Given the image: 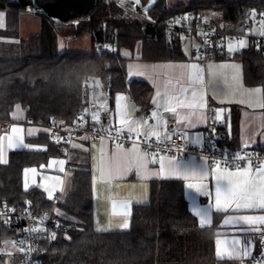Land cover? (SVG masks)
<instances>
[{"label": "trees", "instance_id": "trees-1", "mask_svg": "<svg viewBox=\"0 0 264 264\" xmlns=\"http://www.w3.org/2000/svg\"><path fill=\"white\" fill-rule=\"evenodd\" d=\"M29 1L36 7L53 0ZM147 1L139 0V6ZM9 5L26 9L20 3ZM187 12L206 16L217 29L243 32L246 22L264 15V0H188L174 5L155 0L145 11L148 21L126 15L112 0H102L88 16L73 22V36L88 33L95 45L93 34L99 25L104 32L111 30V48L101 52H96L95 46L89 52H58L59 29L69 23L37 13L39 56L0 57V122L9 121L14 107L20 106L25 110L26 123L45 127L55 119L59 126L69 127L82 109L95 104V87L109 99L115 92H126L145 110L150 88L127 79L126 62L183 60V44L178 42L182 35L169 34L164 26L169 19ZM148 24L153 25L151 38L142 31ZM213 57L239 61L243 83L264 86V45H247L229 54L221 47ZM29 142L46 149L10 151L7 163H0V206L53 212L69 226L66 234L41 242V264H241L216 258L214 240L220 215H215L210 226H200L187 208L182 184L176 181L161 182L152 188L147 204L133 207L128 230L95 232L88 156L70 150L66 153L51 143L47 133ZM52 157L67 160V192L49 199L37 188L24 189L23 170L38 167ZM17 237L18 230L0 219V264L6 258V243L15 242ZM12 264H23L20 252L12 255Z\"/></svg>", "mask_w": 264, "mask_h": 264}, {"label": "crops", "instance_id": "crops-1", "mask_svg": "<svg viewBox=\"0 0 264 264\" xmlns=\"http://www.w3.org/2000/svg\"><path fill=\"white\" fill-rule=\"evenodd\" d=\"M28 10L31 13H25ZM20 12L21 14H28V17L23 15L29 19H27L28 24L32 22L33 18L39 20L36 21V26L33 29V31L39 33L40 17L33 13L35 12L33 8L26 7L25 10ZM71 21L60 29L67 30L72 27L73 30H70V32L73 34L74 24ZM187 39H190L188 40L189 44L192 41L194 42L190 37ZM88 42L91 45L89 50L91 51L95 44L91 37L88 38ZM220 52L217 53L220 54ZM224 52L229 54L226 48H224ZM183 53L185 58L180 61H142L131 59L126 62L127 79L140 81L150 88L148 107L145 110H142L126 92H115L109 99L97 89H95L94 93L95 104L92 105L91 109L95 113L104 110L109 114V122L106 124L108 129L144 139L165 142L172 134L182 133L191 146L201 147L205 141L203 133L205 126L208 122H216L222 126L218 133V141L220 138L221 145L231 150H261L264 148V108L260 107V104L264 103V86L260 87L262 89L260 94L253 92L259 86H246L243 83L242 67L239 61L213 57L206 65L201 66L197 63L191 51L186 53L183 51ZM188 64H198L203 69L204 83L200 87L204 92L205 107L196 110L198 115L186 119L189 109L177 106L176 112L172 113L166 111L165 106L171 95H179L181 88H189L187 95L190 97L189 72L185 67ZM209 65L213 66L214 72L218 75H209ZM221 65H224V67H220ZM234 77L235 79H233ZM230 88L234 90V94L225 95V92ZM120 96L124 97V99L118 101L117 98ZM173 103L175 104V101ZM209 109L214 113L212 118L207 115ZM153 112L156 113L155 117L152 115ZM217 112L220 113L219 119H217ZM9 122L8 128L0 132V156L3 157L2 161H0L1 164L7 163L10 151H44L46 149L44 145L29 142V140L36 138L38 135L46 134V131L43 126L26 123L25 110L20 106L14 107L10 114ZM13 128L17 129V131L13 132ZM197 136L201 138V143L193 142ZM10 140L11 145L9 143ZM69 148L70 151L85 153L89 159L93 229L95 232L105 233L128 230L129 227L123 229L121 225L126 220L130 225L133 207L147 204L152 188L161 182L176 181L182 184L187 208L197 219L200 226H210L215 215H220L221 218L214 240L216 258H218L217 240L221 241L219 250L224 257L223 259L238 260L243 264L251 257H254L255 254L260 253L259 231L255 229H261L264 225H248L238 221L236 218L242 215H264V210L233 211L230 209L227 213L217 212L214 206L215 180L211 174V166H209L208 177L202 181L195 175L190 176L188 180L176 179L171 176L169 171L171 166L167 157H172L170 155L158 154L155 157L157 162L152 163L153 156L150 152H145L137 146L118 148L107 141L75 140L70 143ZM134 153L144 156L146 172L137 174L134 162L132 163L131 171H123L124 168L129 166V162L133 161ZM145 153L148 154L145 155ZM160 156L165 157L163 177L159 173ZM176 160L181 164L182 168H194L197 171L204 162V159L195 157ZM60 161H63V164ZM113 161V178H103V167ZM117 166L119 171L116 170ZM32 169L36 171L33 172L31 171ZM52 180L54 183H52ZM68 181L67 160L58 157L49 158L46 163L38 167L25 168L22 174V186L24 189L37 188L47 198H49V193H51V199L58 196L61 197L67 192ZM188 183H203L207 186L210 195L202 196L192 189H187L186 185ZM193 199L201 208L208 210L210 221L207 224L201 225L199 217H196L192 212ZM128 209H130V215H124L123 213ZM225 220H228L229 223L225 224ZM98 228L101 231H97ZM235 240H239L241 243L233 245ZM5 247L6 258L3 264H12V255L20 252V249L16 242H7ZM244 247L249 248L250 254L248 256H243Z\"/></svg>", "mask_w": 264, "mask_h": 264}, {"label": "built area", "instance_id": "built-area-1", "mask_svg": "<svg viewBox=\"0 0 264 264\" xmlns=\"http://www.w3.org/2000/svg\"><path fill=\"white\" fill-rule=\"evenodd\" d=\"M102 1V0H101ZM121 10L138 17L142 21H148V16L145 11L139 12L138 8L132 3H121L112 0ZM264 26V15L257 16L252 21H248L243 25L244 31H251V23ZM251 22V23H250ZM167 33H180L182 37L178 42L184 44L187 38H192L194 43L190 46V51L195 56L197 63L201 66L206 65L215 54V52L223 47L226 43L232 40H238L243 37L244 33L230 32L217 29L210 20L203 15L194 14L192 12L181 13L174 18L169 19L165 23ZM250 46L264 45V35L251 36L249 35ZM111 43L96 44L95 51L101 52L107 47L111 48ZM87 97L84 96L83 100ZM209 118H212L214 113L211 109L207 111ZM147 116V115H146ZM82 117V118H81ZM109 114L100 110L98 113L92 109H82L77 115L74 124L69 127L59 126L57 121L53 119L44 128L48 134V138L54 145L60 147L66 153L70 150V143L75 140L87 141H107L113 145H123V147L137 146L145 152H156L166 154L176 159L195 157L205 159L209 162V166L213 160H221L223 167V159L225 156L231 158L236 153H255L258 154L260 160H264V148L261 150L242 149L231 150L223 146L218 141V133L222 126L219 123L208 122L203 133L205 141L201 147L191 146L184 134H172L165 142H159L153 139H144L134 135H127L121 132L110 130L106 127L109 122ZM10 122H0V132L8 128ZM148 145H152L151 149ZM243 165L245 161H240ZM57 199H55V202ZM0 219L8 227L18 230V237L15 240L22 254L23 264L29 261L30 264H41L38 251L41 247V242L45 239L58 235L66 234L69 230L68 225H63L54 215L53 212H31L28 207H15L12 205L0 206ZM260 253L251 257L243 264H264V227L258 233ZM23 241V244L21 242Z\"/></svg>", "mask_w": 264, "mask_h": 264}, {"label": "snow or ice", "instance_id": "snow-or-ice-1", "mask_svg": "<svg viewBox=\"0 0 264 264\" xmlns=\"http://www.w3.org/2000/svg\"><path fill=\"white\" fill-rule=\"evenodd\" d=\"M138 3V0H137ZM0 16H3V13H0ZM261 35H264V31H262ZM246 42L244 40H239L238 45L239 48L245 47ZM228 52L233 53L237 51V48L229 45ZM188 69L189 76V85L191 87L190 97L187 95L189 92V88H181L179 90V95L173 94L169 97L168 103L165 106V110L175 113L177 106L189 109L188 116L186 119L191 116L198 115V109H202L205 107L204 100V92L200 87L204 83L203 69L198 64H188L185 66ZM220 67H224L221 65ZM208 71L210 76L218 75L214 72L213 66H208ZM235 79V77L233 78ZM254 93L260 94L262 89L257 87L253 90ZM234 94L233 89H229L225 92V95ZM124 97L120 96L117 98L118 101L123 100ZM175 101V104L173 103ZM155 103V101H154ZM260 107L264 108V103L260 104ZM153 117L156 116V113H152ZM82 118V117H81ZM220 118V113L217 112V119ZM131 130V129H130ZM13 132L17 131V129L13 128ZM194 143H201V138L197 136ZM11 145V140L9 141ZM162 143V141H161ZM118 148H122L123 145H117ZM153 146L148 145V148L151 149ZM148 153H145V155ZM159 154L158 151L152 152L153 156L152 163H156L157 160L155 157ZM3 157L0 156V161H2ZM223 159V167L221 164V160H213L211 163V174L213 179L215 180V209L217 212L227 213L230 209L233 211L240 210H264V160H260L258 154L255 153H236L233 154L231 158L225 156ZM164 156L159 157V173L163 177L165 172L164 166ZM168 163L171 166L169 171L172 177L176 179H184L188 180L190 176H198L202 181L204 178L209 175V162L207 157H205L204 162L200 165L199 170L189 169L187 167L181 166V164L175 159V157H167ZM240 161H245V164H241ZM134 162L135 167L137 169V174L141 172H146V161L143 155L134 153L133 161L129 162V166L124 168V172H128L132 170V163ZM63 164V161H60ZM119 171V167L116 168ZM31 171L35 172V169ZM114 174V161L106 164L102 169V177L105 179H112ZM187 189H192L196 193L202 196L210 195V192L207 189V186L203 183L193 184L188 183L186 185ZM52 198V194L49 193V199ZM192 212L196 217H199V222L201 225L207 224L210 221L209 212L205 208H201L196 201L192 200ZM127 207V206H126ZM124 215H130V209L126 210ZM238 221H242L248 225H264V215L259 216H249L242 215L236 218ZM229 221L225 220V224H228ZM129 227V223L126 220L121 228L127 229ZM256 231H260L261 229L257 228ZM97 231H101V229H97ZM55 235H53V239ZM241 241L235 240L233 241V245H239ZM23 244V241L21 242ZM221 244L220 240L216 241L217 245V257L218 259H223L224 257L221 255L219 250V245ZM250 254L249 248H243V256H248ZM231 258V257H229ZM261 259H264L262 257ZM25 264H30L29 261H25Z\"/></svg>", "mask_w": 264, "mask_h": 264}, {"label": "rangeland", "instance_id": "rangeland-1", "mask_svg": "<svg viewBox=\"0 0 264 264\" xmlns=\"http://www.w3.org/2000/svg\"><path fill=\"white\" fill-rule=\"evenodd\" d=\"M121 3H132L138 7V11H146V9L155 1L148 0L143 7L139 6V0H116ZM188 0H164L166 5H174L179 3L187 2ZM10 2L18 3L17 0H0V13H3V16H0V57L9 58V59H21V58H33L39 56L41 53V44H40V35L33 31L36 26L37 18H33L32 22L28 24V18L21 14L20 11L25 10L17 6L9 5ZM33 3V2H32ZM3 5V6H1ZM125 12V11H124ZM25 13H31L29 10ZM36 14V12H33ZM126 15L130 16L125 12ZM34 15V14H33ZM34 15V17H35ZM28 17V16H27ZM37 17V16H36ZM28 19V20H27ZM74 21H71L73 24ZM251 23V22H250ZM24 24V25H23ZM40 24V23H39ZM23 25V31H22ZM28 27V28H27ZM27 29V30H25ZM65 29V28H64ZM73 30L72 27L67 30L60 29L58 35L56 46L58 52L64 51H74V52H87L91 49V45L88 42V38L92 37L90 34L85 33L78 36H73L70 32ZM262 31H264V26L257 24L255 21L251 23V31H243V37L238 40H232L229 43H226L225 48L228 49L229 45H232L240 50L238 45L239 40H244L246 42L245 47L249 43V35L259 36ZM187 39L182 45L183 51H190V44L194 43L193 41L189 44ZM92 87V86H91ZM97 89V87H95ZM60 178V176H58ZM53 181V180H52ZM54 183V181L52 182ZM56 190V189H55Z\"/></svg>", "mask_w": 264, "mask_h": 264}, {"label": "water", "instance_id": "water-1", "mask_svg": "<svg viewBox=\"0 0 264 264\" xmlns=\"http://www.w3.org/2000/svg\"><path fill=\"white\" fill-rule=\"evenodd\" d=\"M23 6L33 8L36 13L44 14L52 19L67 23L71 20L83 19L95 9L101 0H53L50 3L41 4L34 7L29 0H17ZM143 34L146 37H153V25L148 24L143 29ZM94 39L98 44L111 43V30L104 29L99 25L94 31Z\"/></svg>", "mask_w": 264, "mask_h": 264}, {"label": "bare ground", "instance_id": "bare-ground-1", "mask_svg": "<svg viewBox=\"0 0 264 264\" xmlns=\"http://www.w3.org/2000/svg\"><path fill=\"white\" fill-rule=\"evenodd\" d=\"M256 255V254H255Z\"/></svg>", "mask_w": 264, "mask_h": 264}]
</instances>
